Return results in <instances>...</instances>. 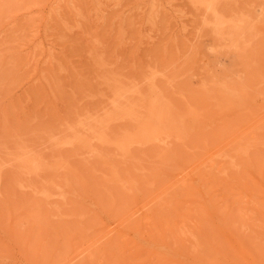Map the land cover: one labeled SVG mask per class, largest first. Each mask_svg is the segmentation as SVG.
Masks as SVG:
<instances>
[{"label":"rangeland","instance_id":"rangeland-1","mask_svg":"<svg viewBox=\"0 0 264 264\" xmlns=\"http://www.w3.org/2000/svg\"><path fill=\"white\" fill-rule=\"evenodd\" d=\"M217 1V18L244 25L239 38L220 37L191 0H0V264H264V0ZM111 84L126 87V111L190 116L185 138L125 155L90 143L88 119L115 115ZM117 117L111 142L133 131ZM21 148L45 168L21 176L46 177L50 193L14 180ZM45 172L74 174L77 192L41 200L67 181Z\"/></svg>","mask_w":264,"mask_h":264},{"label":"bare ground","instance_id":"bare-ground-1","mask_svg":"<svg viewBox=\"0 0 264 264\" xmlns=\"http://www.w3.org/2000/svg\"><path fill=\"white\" fill-rule=\"evenodd\" d=\"M192 1V3L195 5V6H197L196 8L199 10L200 8H202L203 10H205L204 12H205V14L206 13H212V14H214L215 16H216V2H218L217 0H191ZM156 2V1H155ZM200 7V8H199ZM199 13H200V11H199ZM207 15V14H206ZM205 15V16H206ZM210 14H208V16H209ZM217 15H218V13H217ZM221 16V15H220ZM209 17H211V15L209 16ZM204 18V17H203ZM224 17H222V18H220L219 19V17L217 18V16H216V18L215 19H217V20H215L214 22H212L211 21V24L212 25H214L213 27H215V29L219 32H217L218 34H219V36L221 37V36H223V31H226L227 29L229 30V31H231V32H234V34H236L235 36L237 37V36H239V35H241L244 31H245V27H244V25H242V24H237V23H234V24H232L231 22H229V21H227V20H221V19H223ZM208 19V18H207ZM213 20H214V18H213ZM229 20V19H228ZM232 20V19H231ZM210 21V20H209ZM240 22V21H239ZM242 23H243V20H242ZM210 27V26H209ZM212 27V28H213ZM255 31V30H254ZM246 32V31H245ZM249 32V31H248ZM247 32V33H248ZM246 33V34H247ZM224 34H227V32H225ZM216 35V34H215ZM228 35V34H227ZM230 35V34H229ZM242 36V35H241ZM243 36H245V35H243ZM225 37V36H224ZM227 37V36H226ZM229 37V36H228ZM240 37V36H239ZM239 37H237V38H239ZM256 37V36H255ZM223 38V37H222ZM262 38V37H261ZM224 41V40H223ZM230 41V40H229ZM115 81V80H114ZM109 82V81H108ZM116 82V81H115ZM111 85H113V89H111V92H113L114 91V93L112 94V95H114V97H115V101H113V100H110V102H114V103H110V104H113V105H111V107H112V109H110L108 112H109V114H111V111H112V113H115V115H114V117H113V114H111L110 116L114 119V118H116L117 117V115H118V112H119V115H120V113L122 114V116H123V118L126 120H129L130 122H131V124L133 123V126H131V124H130V127H133V131L131 132V134H127L126 132H128V131H125V135H123V137H122V139L120 140V136H119V140L120 141H114V142H111L110 140L111 139H109L108 138V136L110 137V135L107 133V135L108 136H105V131H103L104 130V128H106L109 124H108V121L109 120H107V118H108V116H107V112H106V116H107V118L105 117V118H103V120L102 119H100V121H99V119H97V118H95V119H97V121L96 120H94V122L96 121V124L93 122V119L91 120V119H88V120H90V121H92V123H93V125H94V127L92 128V124L90 123L89 124V122H88V124H87V121H85V123H83L84 125H85V127H86V124L87 125H89L88 126V128H87V130L85 131V134L87 133V134H89L88 136H87V138H91L92 140L90 141V143L91 142H95L96 141V143H98L97 145H100L99 147H102V148H100V150L101 149H103V146L104 147H106V145H109L110 147L111 146H114V150H116V152L118 153V152H120L122 155H125V152L126 153H128L126 150H128V148H130L129 146H131V145H133V144H139V145H145V144H154L153 146H156V147H158L159 148V151L161 152L162 150H166L167 148H168V143H167V140L169 141H171V138H172V141H174V139L173 138H176L177 140L178 139H182L184 136H185V133H186V131L187 130H185V129H187V127L189 126V124H187L188 122V120L190 119V116H188L187 117V120L186 119H184V120H186V122L183 124V122L181 121V122H176V124H175V122H174V124H173V122H172V124H171V120L170 121H167L166 119L167 118H165V116L164 115H166V114H163V116L161 117V116H159V114H161L162 112H163V110H161V113L159 112L158 113V115L157 114H155V112L154 113H152V112H149L150 114L149 115H147V116H145L146 114L144 113L146 110H145V108L143 107V108H141L140 106L141 105H139L138 107H139V109L138 110H135V108L137 109L138 107H135V105H134V107L133 108H131V107H129V110H130V112H129V110L128 111H126L127 109H125V107L124 108H122V106H123V104L125 105L126 103V101L128 100V102H129V98H128V96H125V93H126V87L125 88H122V87H118L117 85H114V84H111ZM112 87V86H111ZM110 87V88H111ZM114 87H115V90H114ZM155 87V86H154ZM125 89V90H124ZM113 90V91H112ZM151 91H153L154 90V88H153V90L152 89H150ZM139 93H140V91H138ZM160 94V93H159ZM145 95H147V94H145ZM151 95H152V92H151ZM140 96H141V94H140ZM153 96H154V94H153ZM146 97V96H145ZM161 97H163V96H161ZM127 100H126V99ZM141 98V97H140ZM140 98H139V100H140ZM143 98V97H142ZM147 98V97H146ZM164 98V97H163ZM125 101V102H122V101ZM157 100V99H156ZM159 100V99H158ZM157 100V101H158ZM167 100V99H166ZM164 101H165V99H164ZM167 101H169V100H167ZM170 102V101H169ZM157 103H159L160 104V102L158 101ZM167 103V102H166ZM165 103V104H166ZM128 105L130 104V102L129 103H127ZM126 104V105H127ZM141 104V103H140ZM143 104V103H142ZM158 104V105H159ZM169 104V103H168ZM167 104V105H168ZM227 104H228V102L226 103L225 101H223L220 105L222 106L223 105V107H230V106H227ZM125 105V106H126ZM170 105V104H169ZM161 106V105H160ZM166 106V105H165ZM146 107V106H145ZM164 107V106H163ZM128 108V107H127ZM133 109V111H131V109ZM148 108V107H147ZM146 108V109H147ZM144 109V112L142 111V113H141V110H143ZM155 110H157L156 108H155ZM154 110V111H155ZM174 110V109H173ZM148 111H149V108H148ZM165 111V110H164ZM157 112H158V110H157ZM175 112V111H174ZM174 112L173 113H171V114H173L174 115ZM168 113V112H167ZM117 114V115H116ZM177 113L175 112V115H176ZM168 115V114H167ZM178 115V114H177ZM182 115V114H181ZM110 116H109V118H110ZM116 116V117H115ZM121 116V115H120ZM120 116H118L117 118H118V120H121L122 122H123V120H122V116L120 117ZM170 116V115H169ZM172 116V115H171ZM90 117V116H89ZM178 117V116H177ZM176 117V118H177ZM180 117V116H179ZM178 117V118H179ZM182 117V116H181ZM194 117H196V116H194ZM88 117H86V119H87ZM108 118V119H109ZM112 118H110L111 119V121L113 120ZM121 118V119H120ZM173 118L175 119V116H173ZM183 118V117H182ZM189 118V119H188ZM191 118H193L192 116H191ZM104 119H106V120H104ZM170 119H172V118H170ZM101 120L103 121V122H105V121H107V123H105V126L103 125V123L101 122ZM124 120V122L126 123V121ZM176 120V119H175ZM174 120V121H175ZM183 120V119H182ZM192 120V119H191ZM81 121H83V120H81ZM128 121V122H129ZM177 121V120H176ZM179 121V120H178ZM97 122L99 123V122H101V123H99V125L97 126V127H101L100 128V132L102 133V134H100V132H98L97 130H96V125H97ZM110 122V121H109ZM129 122V123H130ZM80 123V122H79ZM79 123H77V125H79ZM82 123H80L81 124V129L83 128L82 127ZM103 125V126H101V125ZM106 124H108L107 126H106ZM187 124V125H186ZM129 125V124H128ZM110 126V125H109ZM194 126V125H193ZM89 127H91V128H89ZM102 127H103V129H102ZM78 126H76L75 127V129H77L76 131H78ZM95 128V129H94ZM72 129V128H71ZM84 129V128H83ZM82 129V130H83ZM99 129V128H98ZM109 129V128H108ZM190 129H192L191 128V125H190ZM66 130H68V129H66ZM69 131V130H68ZM68 131H66V132H68ZM81 131V130H80ZM97 131V132H96ZM108 131V130H107ZM130 131V130H129ZM71 132H73L72 130H71ZM75 132V131H74ZM73 132V133H74ZM69 133V132H68ZM104 133V134H103ZM113 133V132H112ZM123 133V132H122ZM188 133H189V131H188ZM82 135H84V132L83 133H81ZM121 134V133H120ZM74 135H76V133L74 134ZM112 135V134H111ZM179 135V136H178ZM70 136V135H69ZM175 136V137H174ZM188 136V135H187ZM66 137H68V136H66ZM71 137L73 138V140L75 139V137L74 136H72V134H71ZM112 137V136H111ZM116 137L117 136H115V139H116ZM178 137V138H177ZM83 138V137H82ZM114 138V136L112 137V139ZM185 138V137H184ZM60 141H61V139H59ZM70 140V139H69ZM72 140V139H71ZM72 140V141H73ZM94 140V141H93ZM177 140H175L176 142H177ZM185 140V139H184ZM234 141V140H233ZM231 143H232V141H230ZM61 143H62V141L60 142V143H57L56 145H61ZM92 143V144H93ZM96 143H95V146H96ZM172 143V142H171ZM170 143V144H171ZM64 145H70V144H74L73 142H66V143H63ZM62 144V147L64 146ZM78 144V143H77ZM91 144V145H92ZM234 144V143H233ZM231 145V144H230ZM55 146V145H54ZM109 146H107V147H109ZM70 147V146H69ZM73 147H75V146H72V148ZM92 147V146H91ZM93 147H94V145H93ZM97 147V149H99L98 148V146H96ZM96 147H95V149H96ZM225 147H226V145H225ZM77 148V147H76ZM227 148V147H226ZM241 148V147H240ZM173 149V148H172ZM171 149V150H172ZM231 149V148H230ZM242 149V148H241ZM240 149V150H241ZM18 150H20V149H17L16 151L18 152ZM53 150H54V148H53ZM113 150V151H114ZM170 149H169V152L171 151ZM233 150V149H232ZM235 150H236V148H235ZM78 151V150H77ZM102 151V150H101ZM158 151V152H159ZM237 151H239V148H238V150ZM16 152V153H17ZM57 152H58V150H57ZM74 152V151H73ZM80 152H81V149H80ZM10 154H11V152H9ZM13 153V152H12ZM59 153V152H58ZM77 153V152H76ZM84 153V152H83ZM98 153H100V155H101V152H98ZM154 153H155V155H156V157H158L157 155H160V154H156V151H154ZM170 153H173L172 151L170 152ZM218 153V152H217ZM235 153H236V151H235ZM239 153V152H238ZM241 153H242V151H241ZM10 154L8 155V157H10ZM31 154H33L32 156H31ZM31 154H29V153H27V151H25V150H23V148H21V150H20V152H18L16 155H17V157H15L14 156V154H13V157H15V161H16V159H17V162L18 161H20L21 162V164L23 165L21 168H20V172H19V170L17 169V171L19 172V173H16V174H14L13 172H14V169H12V171H11V169H10V172H12V175L14 176V180H15V177H16V179H18L19 180V178H17V177H21V179H22V177L23 176H21V175H32V177H34L33 175H36V178L38 179V177L40 178L41 177V173H42V171H44V167H43V164H41L42 162H40V161H43V163H44V158H42L41 157V159L38 161V158L39 157H37V159H35L36 157H34V152L33 153H31ZM167 154H168V152H167ZM237 154V153H236ZM106 155V154H105ZM164 155V154H163ZM173 155V154H172ZM171 155V157H173ZM98 156V155H97ZM226 156V155H225ZM237 156V155H236ZM239 156V155H238ZM11 157H12V155H11ZM12 157V158H13ZM94 157V156H93ZM119 157H120V155H119ZM175 157V156H174ZM206 157V156H205ZM223 157V156H222ZM227 157V156H226ZM231 157V158H230ZM99 158V157H98ZM105 158V157H104ZM164 158H166V159H164ZM162 157V159L163 160H161V161H165V160H167V156L166 157ZM230 158V159H229ZM235 158V157H234ZM239 158V157H238ZM14 159V158H13ZM228 159L229 160H231L232 161V155L231 156H228ZM98 160V159H97ZM178 160V159H177ZM234 160V159H233ZM11 161H12V159H11ZM46 161H47V159H46ZM45 161V163H47ZM52 161H53V159H52ZM60 161H62V160H60ZM60 161H59V163H60ZM67 160H65V163H64V165L67 163L66 162ZM99 161V160H98ZM108 161H109V158H108ZM175 161V160H174ZM179 161V160H178ZM225 161V160H224ZM9 162H10V158H9ZM14 162V161H13ZM13 162H11V163H13ZM23 162V163H22ZM55 162V161H54ZM63 162V161H62ZM58 163V164H59ZM96 163V162H95ZM99 163V162H98ZM97 163V164H98ZM8 164V163H7ZM16 162H14V166L16 167V165H18L19 164V162H18V164H16ZM48 164H51V163H49V161H48ZM55 164H56V162H55ZM54 164V166L56 167V165ZM100 164V163H99ZM98 164V165H99ZM102 164V163H101ZM10 165V164H9ZM61 165V164H60ZM63 165V166H64ZM67 165V164H66ZM69 165V164H68ZM96 165V164H95ZM232 165H233V163H232ZM2 166V163L0 164V167ZM14 166H12L11 165V167L12 168H14ZM48 166V165H47ZM52 166V165H51ZM53 166V167H54ZM58 166L59 165H57V167L54 169V168H52V169H54V171H56V169L57 170H59L58 169ZM71 166V165H70ZM105 166V165H104ZM111 166V165H110ZM237 166H238V164H237ZM10 167V168H11ZM72 167V166H71ZM3 168V167H2ZM16 168H19V166L18 167H16ZM44 168V169H43ZM66 168H67V166H66ZM73 168H75V170L73 169L72 170V172H74V173H77V171H76V167H73ZM68 169V168H67ZM95 169V168H94ZM1 170V169H0ZM61 170H62V168H61ZM69 170H70V167H69ZM92 170V169H91ZM250 170V169H249ZM260 170H262V169H260ZM2 171V170H1ZM46 171V170H45ZM62 171H64V169L62 170ZM142 171V170H141ZM259 171V170H258ZM49 172L50 173H52L50 170H49ZM57 172V171H56ZM59 173H60V170L58 171ZM72 172H71V174H72ZM252 172V171H251ZM39 173H40V176H38L39 175ZM78 173H79V171H78ZM95 173V172H94ZM1 174V173H0ZM45 174H46V172H45ZM61 174V173H60ZM63 174H64V172H63ZM80 174V173H79ZM78 174V175H79ZM89 174H91V176H92V173H89ZM55 175V173L53 174V176H52V179L50 178V176H49V178L51 179V181H52V184L54 183L53 182V180H54V177L56 178V175H58V173H56V175ZM66 175H67V173H66ZM74 175V174H73ZM72 175V176H73ZM76 175V174H75ZM87 175H88V172H87ZM38 176V177H37ZM45 176V175H44ZM46 176H47V174H46ZM47 176V177H48ZM58 176H60V175H58ZM57 176V178L56 179H58V181L60 180V179H62L63 177H61L60 179H59V177ZM72 176H70V173H69V176L68 177H65L64 176V180H66L67 179V181H66V183H65V181H64V184H66V185H68L67 183H69L70 184V186L72 185V180H68V178L70 177L71 179H73V177ZM77 176V175H76ZM76 176H74V177H76ZM90 176V177H91ZM130 176V175H129ZM153 176H157V174H154ZM0 177H1V175H0ZM32 177H30L29 179V183H27L26 181L28 180V178L27 177H23V178H25V182L24 183H26L25 185H21L22 186V188L25 186V187H27L28 189L29 188H31L33 185L31 184V180L32 181H34L35 182V184H36V186H37V183L39 184L38 186H43L42 188H44V187H46L45 185H47L48 187L50 186V184L48 183V180H46L45 178H41V179H39V181H37L35 178H33L32 179ZM43 177V176H42ZM80 177V176H79ZM9 178L11 179V176H10V174H9ZM26 178H27V180H26ZM117 178V177H116ZM119 178H121V182L122 183H120V184H122L121 185V189L120 190H122V186H123V179H122V177H119ZM2 179V177L0 178V180ZM48 179V178H47ZM79 179V178H78ZM83 179V178H82ZM85 179V178H84ZM88 179H89V177H88ZM93 179V178H92ZM95 179V178H94ZM93 179V180H94ZM118 179V178H117ZM151 179H152V177H151ZM151 179H146L147 180V182L148 181H150ZM4 180H5V178H4ZM9 180V179H8ZM14 180H12V182L14 181ZM17 180V181H18ZM36 180V181H35ZM75 180V179H74ZM81 180V179H80ZM90 180V179H89ZM89 180H87V181H89ZM119 180V179H118ZM117 180V181H118ZM123 180V181H122ZM153 180H155V179H153ZM157 180V179H156ZM155 180V181H156ZM1 181H3V180H1ZM16 181V180H15ZM15 181H14V183L13 184H15ZM16 181V182H17ZM20 181H23V180H20ZM56 181V180H55ZM55 182L57 185L58 184H60L59 182ZM69 181V182H68ZM120 181V180H119ZM142 181V180H141ZM140 181V182H141ZM9 182V186L11 185V181L9 180L8 181ZM33 182V183H34ZM60 182H62V181H60ZM81 182H82V180H81ZM95 182V181H94ZM145 182V181H144ZM144 182H142V183H144ZM182 182V181H181ZM186 182V181H185ZM1 183V182H0ZM20 182L18 181V184H19ZM76 183V182H75ZM113 183V182H112ZM126 183H128V181L126 182ZM137 183H139V182H136V184ZM2 184V183H1ZM73 184H74V181H73ZM77 185H78V182L76 183ZM75 184V185H76ZM114 185H116V182H114L113 183ZM118 184V183H117ZM120 184L118 185V187L120 186ZM130 184V183H129ZM157 184V182L154 184L153 183V185H156ZM32 185V186H31ZM54 185V184H53ZM61 186H64L63 184H60ZM60 185H58L56 188H60ZM65 185V187L63 188V190L62 191H60V190H55V191H53L52 190V192H53V194H46V190H48L49 192H47V193H50L51 191L49 190L50 189V187L49 188H45L46 190H43V189H41V188H39L35 193H33V194H35V195H38V196H41V197H39V198H41V200L43 199V198H45V200H46V202H48L49 201V196H51V195H53L54 196V193L55 192H57V191H59L61 194H62V196L61 195H57L56 193H55V196L57 197V198H59V200H60V198H64L65 196L63 195V191L65 192V188H67L68 187V190H69V188H70V186L68 185V186H66ZM77 185H76V187H77ZM80 185H81V183H80ZM79 185V186H80ZM125 185V184H124ZM128 185V184H127ZM139 185H140V183H139ZM138 184L136 185V188L139 186ZM145 185H146V182H145ZM148 185V184H147ZM149 185H151V182H150V184ZM12 186H14V185H12ZM17 186V185H16ZM35 186V185H34ZM33 186V188L35 189H37L38 188V186L37 187H34ZM79 186H78V188H79ZM82 186V185H81ZM129 186V185H128ZM181 186V185H180ZM124 187V186H123ZM125 187H127V186H125ZM140 187V186H139ZM150 187H152V186H150ZM0 188H3V185L1 186L0 185ZM53 187L51 186V189H52ZM77 188V189H78ZM84 186H83V190L82 191H84L85 192V190H84ZM33 189V191L32 192H34L35 190ZM54 189V188H53ZM71 190H75V192H77V190L75 189V187H74V189H73V187H71L70 188ZM130 189V191H133V190H135V187H130L129 188ZM138 189V188H137ZM26 190V189H25ZM67 190V191H68ZM44 191H46V192H44ZM72 191V192H73ZM3 192V191H2ZM1 192V193H2ZM58 192V193H59ZM70 192V191H69ZM69 192H68V194H69ZM72 192H70V193H72ZM123 192V191H122ZM0 193V194H1ZM29 193H30V191H29ZM64 194H66V193H64ZM67 194V195H68ZM73 194V193H72ZM72 194L70 195L69 194V196H72ZM3 195V194H2ZM28 194H26V196H27ZM29 196V195H28ZM54 196V197H55ZM60 196V197H59ZM68 196V197H69ZM74 196H75V194H73V199H74ZM76 196H78V195H76ZM76 196H75V200H77L76 199ZM68 197H66V198H68ZM39 198H37L36 197V199L38 200ZM56 198V199H57ZM71 198V201L72 202H74V200L72 199V197H70ZM69 198V199H70ZM48 199V200H47ZM54 199V198H53ZM124 199V198H123ZM32 200L34 201V199H33V196H32ZM52 200V197H50V201ZM122 200V199H121ZM125 200V199H124ZM44 201V200H43ZM43 201H41V202H43ZM54 201V200H53ZM55 201H57V200H55ZM63 200L61 199V203H63L62 202ZM65 201V200H64ZM70 201V200H69ZM70 201V202H71ZM79 201V200H78ZM59 204H61L59 201H57ZM66 202H67V199H66ZM77 202V201H76ZM49 203V202H48ZM57 203V204H58ZM67 204V203H66ZM65 203H64V205H66ZM123 204V203H122ZM62 205V204H61ZM69 205V204H68ZM76 205H78V204H76ZM79 206V205H78ZM39 207V206H38ZM37 209V208H36ZM76 209V208H75ZM79 209V208H78ZM32 210V209H31ZM81 210V209H80ZM80 210H79V212H80ZM25 211V210H24ZM26 211H27V209H26ZM25 211V212H26ZM76 211H78V210H76ZM31 212V211H30ZM34 212V211H33ZM28 213H29V210H28ZM50 214V213H49ZM37 231V230H36ZM41 233V232H40ZM30 239H31V237H30ZM21 241V240H20ZM39 241V240H38ZM41 250V249H40ZM45 253V252H44ZM83 253V252H82Z\"/></svg>","mask_w":264,"mask_h":264}]
</instances>
